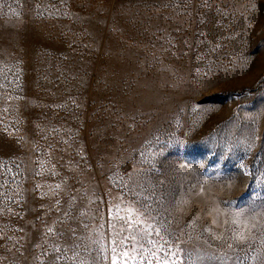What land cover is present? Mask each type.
Segmentation results:
<instances>
[{
  "label": "rangeland",
  "instance_id": "1",
  "mask_svg": "<svg viewBox=\"0 0 264 264\" xmlns=\"http://www.w3.org/2000/svg\"><path fill=\"white\" fill-rule=\"evenodd\" d=\"M264 264V0H0V264Z\"/></svg>",
  "mask_w": 264,
  "mask_h": 264
},
{
  "label": "snow or ice",
  "instance_id": "2",
  "mask_svg": "<svg viewBox=\"0 0 264 264\" xmlns=\"http://www.w3.org/2000/svg\"><path fill=\"white\" fill-rule=\"evenodd\" d=\"M113 264H116L115 260L113 261Z\"/></svg>",
  "mask_w": 264,
  "mask_h": 264
}]
</instances>
